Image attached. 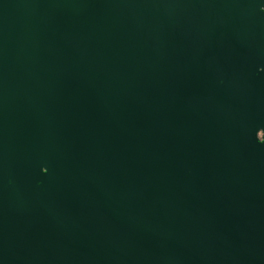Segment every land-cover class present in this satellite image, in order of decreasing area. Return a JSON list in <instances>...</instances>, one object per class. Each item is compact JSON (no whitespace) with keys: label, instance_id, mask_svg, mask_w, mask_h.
I'll list each match as a JSON object with an SVG mask.
<instances>
[{"label":"water","instance_id":"95a60500","mask_svg":"<svg viewBox=\"0 0 264 264\" xmlns=\"http://www.w3.org/2000/svg\"><path fill=\"white\" fill-rule=\"evenodd\" d=\"M0 264H264V0H0Z\"/></svg>","mask_w":264,"mask_h":264}]
</instances>
